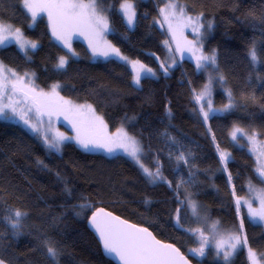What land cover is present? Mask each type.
Listing matches in <instances>:
<instances>
[{
	"label": "trees",
	"instance_id": "trees-1",
	"mask_svg": "<svg viewBox=\"0 0 264 264\" xmlns=\"http://www.w3.org/2000/svg\"><path fill=\"white\" fill-rule=\"evenodd\" d=\"M99 1L107 12L110 42L154 71L141 77L139 87L132 85V72L124 64L92 62L80 42L75 46L81 56L58 68L67 53L43 18L32 21L23 0H0V21L19 29L36 47L23 54L14 42L3 43L0 62L20 74L32 72L41 89L59 84L60 102L91 105L112 130L124 127L140 140L144 164L152 172L159 168L162 179L152 182L123 156L85 152L71 142L57 152L20 126L0 121V260L114 264L86 225L88 215L102 206L173 243L193 264H224L215 260L209 243L203 257L189 251L200 246V233L189 231L196 230L188 211L191 200L224 236L246 237L230 264H250L246 249L264 252V231L241 207L237 210L236 197L249 186L264 188V180L253 156L230 141L229 131L238 126L264 142V64L252 65L248 57L253 41L264 48V0H175L189 15L212 24L205 49L215 50L223 79L211 85L186 56L162 63L170 42L159 17L164 0H130L136 11L131 30L117 10L124 0ZM206 85V101L212 97L214 105L232 107L205 119L203 99L197 102L194 91ZM181 154L184 159L178 160ZM16 210L25 215L13 228ZM49 244L57 251L54 259Z\"/></svg>",
	"mask_w": 264,
	"mask_h": 264
},
{
	"label": "rangeland",
	"instance_id": "rangeland-1",
	"mask_svg": "<svg viewBox=\"0 0 264 264\" xmlns=\"http://www.w3.org/2000/svg\"><path fill=\"white\" fill-rule=\"evenodd\" d=\"M37 2L39 3L41 2V0H37ZM83 2L87 4L90 3V0H83ZM124 2L125 0L119 3L117 10L120 13V15L123 17L124 23L127 26V28L131 30L135 26L136 15L133 24L129 26L126 17L123 15L121 11V4ZM127 2L133 5L135 11L133 2L130 0H127ZM168 4H175L176 8L168 9L166 7ZM180 7L181 5L175 0H164L163 5L159 8V17L162 23V27L167 31L170 40V42L166 44V53L164 59L162 60V63L166 65H170L175 63V61L179 57L186 56L188 59H190L193 62V64L196 67V63H197L196 58L198 56L200 55L211 56L213 54L215 55V59L217 62V54L215 50L205 49V42L211 30V28H209L208 25L211 24V22L205 21L200 15L191 16L184 10L185 17H191L194 21L197 17H199V24L202 25V27H200L199 35H197V33L193 31V25L185 26V24L181 21L180 12H179ZM96 8L99 15L107 18V24H108L107 12L105 11V9H103L99 0H96ZM161 9H165L164 14L161 13ZM25 10L32 19L31 13L28 12L27 9ZM36 11L38 13L36 18H43L46 21V23L50 28L54 41L60 47H62L67 53L65 57V61L68 58L77 59L78 57L81 56V53L76 49L75 46L76 42H80L86 46L88 51V59L90 61L92 62L107 61L113 59L124 64L132 72V85L136 88L139 87L140 85V81L139 84L135 82V77L137 73H140V79L145 75L154 74V71L151 68H149L147 65H145L139 60H135L124 55L123 53L120 52V50L116 46H114L110 42L108 37V34L110 32L109 24L107 31H102L100 29L93 30V29H88L86 27L65 29L61 33L62 38L57 39V37L53 35L52 22H50L49 20L48 12L41 11L39 8H37ZM171 11H174L175 15L174 16L169 15L168 20H165V14H168ZM0 25L10 26L1 21H0ZM15 30L16 29L11 26L10 30L4 33V35H7L9 37L4 43L14 42L16 48L23 54H26L27 51L34 49L30 47V43L36 44V42L24 37L21 32H20L21 41L18 42L14 35ZM65 39L68 41L70 47L65 46ZM24 41L29 42V44H25V48L21 49L20 43ZM188 42H192V44H189ZM112 48L118 49L119 55L112 53L111 51ZM105 51L109 53L108 56L101 54ZM120 57H126L127 59L126 60L121 59ZM133 62H138V63H133ZM216 64L217 63H215V65H209L207 67V70H201L207 75L209 80V85L214 83L215 80H221L220 79L221 76L218 74V71L216 70ZM64 66L62 68H64ZM141 66H143V68ZM145 69H151V72L150 73L146 72ZM0 76L6 77V79L0 80V85L4 86L5 99L3 102L5 104L9 103L8 97L11 96V100L16 108L15 112H13L11 108H5L3 114H0V121L13 123L20 126L21 128L28 131L30 134L39 137L42 140V142L47 146L48 143L45 140V137L51 139L52 137H55L59 134H63V136L67 137V139L63 140V142L60 144L59 151L61 150L62 146L65 143L71 142L75 144L79 149L85 152L98 153L105 157H114L120 155L131 160L139 168H141L140 163H142L146 168H148V166L144 164L142 159L144 151L140 140L134 135L130 134L122 126L112 130L109 127L104 116L96 112L91 105L77 104L71 101L70 99L65 100L64 98H63L65 100L64 102H68V103L65 104L63 101L60 102L61 100H58L59 87L56 88L55 94H53L52 92L53 86L50 87L48 90L41 89L35 84L34 74L32 72H24L20 74L15 70L11 69L10 67L2 64L1 62H0ZM13 85H15V88H13ZM209 85H208V94L210 92ZM204 89L205 87L198 88L197 90L194 91L195 95L198 96L201 92L204 91ZM41 93L49 94V97L51 99V104L53 107L50 108L48 101L44 97L39 96V94ZM206 97L207 95L203 98V105L205 102H208L206 101ZM210 101H211V108L213 109V111L212 112L209 111L207 107V103H205L206 105L204 107V111L209 113L208 117L212 114H222L225 112L224 110L225 106L214 105L212 102V97H210ZM88 106H91L90 110ZM37 109H39V112L37 111ZM49 111H52V114L50 116L48 114ZM93 113L95 114L96 117L102 119L103 124L106 125L105 128L101 129V125L99 121L93 119ZM25 120L28 121L27 124L25 123ZM236 128L242 129L241 127L238 126H234L233 128H231V130L229 131L230 141L238 146L245 147L247 152H249L253 156L255 160V170L257 172V175L264 180V177H262L259 174V170L264 169V142L258 139L252 133H245V132L244 135H240L239 133H237V139L234 140L232 138V132ZM118 130H123L124 133H127L128 136L133 137L138 142V147L140 149V152L138 153V155L140 156V163H137V161L128 154V152L132 150L133 145L129 141L121 140L118 134ZM239 136L241 142L239 140ZM249 137H252L253 139L250 140ZM80 140L92 141V143H89V147L85 149L79 142ZM100 144H103V146H99ZM109 148H111L112 151H109ZM51 149L57 151L54 148ZM228 154L229 153L226 152L227 156ZM146 177L148 176L146 175ZM148 178L152 182H155L150 177ZM262 190H264V188L249 186L247 187L246 193L244 195L236 197V201L238 199L240 200V207L244 210L245 215L249 219V221L252 222L253 224L260 225L264 231V221H260L258 218L255 221H253V219H251L249 216L248 205L245 203V201H247L251 204V207L253 209H257V210L260 209L261 196L264 195V193H262ZM190 202H194V201L188 200V211L190 213V217H191L190 220L192 221L193 228L203 230V233L207 236L209 245L214 252L215 260L217 262L226 264V262L222 258V254L221 256L217 255L215 245H216V241L222 238L225 241V247H227L228 236L227 235L224 236L223 233H221V231H219L217 228L213 230L212 225L217 224L216 221L208 220L205 212L198 206L196 202H194L196 206V212L194 214L193 209L190 206ZM248 249L249 248L246 249L247 255H248ZM251 249L257 254V259L259 260L260 264H264V259H261V254H264V252L261 253L253 248ZM232 257L230 258V262L232 260Z\"/></svg>",
	"mask_w": 264,
	"mask_h": 264
},
{
	"label": "snow or ice",
	"instance_id": "snow-or-ice-1",
	"mask_svg": "<svg viewBox=\"0 0 264 264\" xmlns=\"http://www.w3.org/2000/svg\"><path fill=\"white\" fill-rule=\"evenodd\" d=\"M23 6L25 9H27L28 12L31 13L33 21L36 19L38 13L36 11L37 8H39L41 11H47L49 15V20L52 22L53 27V35L57 37V39H61L62 35L61 33L65 29L69 28H77V27H86L88 29H100L102 31L108 30V24H107V18L104 16H101L97 12L96 8V0H90V3H84L83 0H41V2H37V0H23ZM168 9H175V4H168L166 6ZM121 11L123 15L127 19V23L129 26H131L135 19V11L133 8V5L131 3H128L127 0H125L124 3L121 4ZM181 21L185 24V26L193 25V31L199 35V29L202 27V25L199 24V17L195 19V21L191 17H185L184 16V8L181 6L179 9ZM161 13H165V9H161ZM169 15H175L174 11L169 12L168 14H165V20H168ZM209 28H211V24L208 25ZM11 26H3L0 25V44L4 43L9 37L7 35H4V33L8 32L10 30ZM59 29V31H58ZM15 38L18 42L21 41L20 36V30H15ZM167 43V41L165 42ZM189 44H192V42H188ZM25 44H29V42L24 41L20 43L21 49L25 48ZM65 46H69L68 41L65 39ZM30 47L35 48V43H30ZM112 53L119 55V50L112 48ZM95 52V49H94ZM105 56H108L109 53L107 51L101 53ZM248 57L250 60V63L252 65L256 64H264V48H257V45L255 41L252 42V44L249 47L248 50ZM121 59H127L126 57H120ZM197 63L196 67L198 70H207V67L209 65H215L216 59L215 55L207 56V55H200L196 58ZM66 61L64 57H61L59 60V64L57 65L58 68H62L65 65ZM138 63V62H133ZM143 68V66H141ZM161 67H164L162 64ZM146 72H151V69H145ZM165 72H167V68H165ZM14 75V74H13ZM6 77L0 76V80H4ZM220 79L222 80L223 77L221 76ZM140 81V73H137L135 77V82L139 84ZM59 87V85H53L52 92L55 94L56 88ZM13 88H15V85H13ZM206 95H208V86H205V89L203 92H201L198 96L195 97L197 102L202 100ZM40 97H44L48 103L50 108L53 107L51 104V99L49 97V94L41 93L39 94ZM231 96V93H229V97ZM5 99L4 95V86L0 85V114H3L5 108H11L13 112L16 111V108L14 106V103L11 100V96L8 97L9 103L5 104L3 101ZM62 99V98H61ZM67 104L68 102H64ZM83 107V106H80ZM205 105H201V112L204 115V118H208V112L204 111ZM207 107L209 111H213L211 108V101L209 100L207 102ZM232 105L229 103L225 106V110L231 108ZM89 110L91 109V106H88ZM39 112V109H37ZM49 116L52 114V111L48 112ZM39 119V117H38ZM93 119L96 121H99L101 125V129L105 128L106 125L103 124V121L101 118L96 117L93 113ZM25 123L27 124L28 121L25 120ZM237 133L240 135H244L243 129L236 128L232 132V138L235 140L237 139ZM118 134L121 140L129 141L133 147L132 150L128 152L130 156H132L137 163H140V156L138 153L140 152V149L138 147V142L133 138L127 135V133H124L123 130H118ZM67 139V137H64L63 134H59L55 137H52L49 139L48 137H45V140L48 143V146L50 148H54L57 151H59V146L63 142V140ZM250 140H252V137H249ZM81 145L87 149L89 147V143H92V141H86V140H80L79 141ZM99 146H103V144H100ZM123 146V145H121ZM109 151H112L111 148H109ZM127 151V149H126ZM178 160H183V154L177 157ZM221 160L226 161L227 157L224 154H221ZM186 162V161H185ZM140 167L143 169L145 174L150 177L153 181L156 179H162L161 173L159 171V168L155 172L150 171L148 168H146L142 163H140ZM259 174L264 177V169L259 170ZM179 187V186H178ZM262 193H264V190H262ZM237 203V210L239 211L240 208V200L238 199L236 201ZM245 203L248 205L249 208V216L253 221H255L257 218L260 221H264V195L261 196V208L260 209H253L251 207V204L247 201ZM190 206L193 209V213L196 212V206L194 202H190ZM25 215L20 210H16L14 212V216L17 218L13 224L12 227L16 228L17 225L20 223V217ZM98 217H102V221L98 222ZM111 218V219H109ZM118 217H111L110 213H104L103 209H99L97 213L93 214L92 217V224L96 228V231L100 235V239L103 242V246L106 252L108 253H115L116 256L120 259L122 264H188V261L185 260L183 257L179 256V250L173 248L171 245H163L159 241H156L154 237L151 236V233H148L147 229H139L136 228L134 225H126V222H119L117 225L115 221H118ZM177 225H180V210L177 209ZM241 223V227H242ZM213 230L216 229V224L212 225ZM191 232H199L200 236V246L197 248H191L189 249L190 252H192L194 255L203 257L205 255V248L208 245L209 241L207 238L203 236V233L200 232L199 229L192 230L189 229ZM247 244V239L241 238L239 234H228V243L227 247H225V241L221 238L216 241V253L218 256H221L223 260L226 262V264H230V258L232 255L239 250V248L243 247ZM47 251L50 257L53 259L57 255V251L55 247L51 246L50 244L47 247ZM248 259L250 261V264H260L259 260L257 259V254L251 249H248ZM261 259H264V254H261ZM0 264H4L2 260H0Z\"/></svg>",
	"mask_w": 264,
	"mask_h": 264
},
{
	"label": "water",
	"instance_id": "water-1",
	"mask_svg": "<svg viewBox=\"0 0 264 264\" xmlns=\"http://www.w3.org/2000/svg\"><path fill=\"white\" fill-rule=\"evenodd\" d=\"M99 209H103L104 210V213H110L111 214V217H118L119 220L118 221H115V223L118 225L119 222H126V225H134L136 228H139V229H147L148 233H151V236L155 238L156 241H159L161 244L163 245H171L173 248L175 249H178L179 250V256L183 257L185 260L188 261V264H193L189 258L176 246L174 245L173 243H170V242H166V241H163L161 239H159L149 228L145 227V226H142V225H138L136 223H133L125 218H122L121 216L115 214L114 212L106 209L105 207H102V206H98L97 208H95L87 217V220H86V225H87V228L91 231V233L94 235V237L96 238L100 248H101V251H102V254L104 255L105 258H107L108 260H110L111 262H113L114 264H122V262L120 261V259L116 256L115 253H108L105 251L104 249V246H103V242L102 240L100 239V235L99 233L96 231V228L93 226L92 224V217H93V214L94 213H97ZM111 219V218H109ZM102 221V217H98V222H101ZM179 264V262H178Z\"/></svg>",
	"mask_w": 264,
	"mask_h": 264
}]
</instances>
